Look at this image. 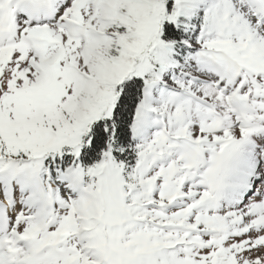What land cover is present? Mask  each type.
<instances>
[{
  "label": "snow or ice",
  "instance_id": "obj_1",
  "mask_svg": "<svg viewBox=\"0 0 264 264\" xmlns=\"http://www.w3.org/2000/svg\"><path fill=\"white\" fill-rule=\"evenodd\" d=\"M0 264H264V0H0Z\"/></svg>",
  "mask_w": 264,
  "mask_h": 264
}]
</instances>
